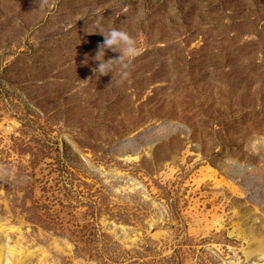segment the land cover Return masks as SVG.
Listing matches in <instances>:
<instances>
[{
  "label": "rangeland",
  "instance_id": "rangeland-1",
  "mask_svg": "<svg viewBox=\"0 0 264 264\" xmlns=\"http://www.w3.org/2000/svg\"><path fill=\"white\" fill-rule=\"evenodd\" d=\"M0 264H264V0H0Z\"/></svg>",
  "mask_w": 264,
  "mask_h": 264
},
{
  "label": "clouds",
  "instance_id": "clouds-1",
  "mask_svg": "<svg viewBox=\"0 0 264 264\" xmlns=\"http://www.w3.org/2000/svg\"><path fill=\"white\" fill-rule=\"evenodd\" d=\"M93 32H98L104 37L102 44L98 45V51L94 57L95 60L99 61L94 72L98 75L111 73L112 76L113 74H116L117 76H127L128 73L126 69L131 63V60L138 54L135 39L126 30L115 27L110 28L107 31L97 28L88 33ZM105 49L118 52L119 55L115 58L105 60Z\"/></svg>",
  "mask_w": 264,
  "mask_h": 264
},
{
  "label": "bare ground",
  "instance_id": "bare-ground-1",
  "mask_svg": "<svg viewBox=\"0 0 264 264\" xmlns=\"http://www.w3.org/2000/svg\"><path fill=\"white\" fill-rule=\"evenodd\" d=\"M243 237V236H242ZM261 243V242H260Z\"/></svg>",
  "mask_w": 264,
  "mask_h": 264
}]
</instances>
